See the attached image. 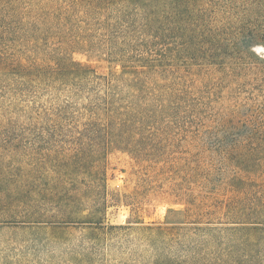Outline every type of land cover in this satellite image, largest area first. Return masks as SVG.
I'll return each mask as SVG.
<instances>
[{"label":"trees","instance_id":"obj_1","mask_svg":"<svg viewBox=\"0 0 264 264\" xmlns=\"http://www.w3.org/2000/svg\"><path fill=\"white\" fill-rule=\"evenodd\" d=\"M261 38L264 0H0V228L82 230L81 264L113 249L118 264H264V114L238 127L256 143L213 201L222 219L108 225L99 168L111 145L147 151L144 124L200 115L219 90L264 97ZM30 136L84 138L92 153L47 160L43 140L33 166Z\"/></svg>","mask_w":264,"mask_h":264},{"label":"rangeland","instance_id":"obj_2","mask_svg":"<svg viewBox=\"0 0 264 264\" xmlns=\"http://www.w3.org/2000/svg\"><path fill=\"white\" fill-rule=\"evenodd\" d=\"M252 52L264 58V45H254ZM72 59L90 66L99 75L121 71L118 64L109 63L103 56L73 53ZM206 101L202 113L191 119L144 124L152 131L143 136L135 135V141L151 146L147 151L109 145L102 152L99 168L105 175V222L108 225L177 222L184 217L172 212L186 210L191 220L223 218L213 201L223 198L235 168L234 157L256 143L246 137L243 128L240 133L238 127L247 120L254 124L257 116L262 120L264 97H258L257 92L246 87L236 93L219 90ZM28 140L33 166H37L40 159L37 154L43 140L46 147L42 152L47 160L79 159L83 150L92 153L88 147L82 148L89 144L84 138L30 136ZM81 178L79 176L77 183L90 182V177H85L86 181ZM84 233L73 227L64 231L30 232L1 227L0 264H81L75 261L83 252L79 241ZM120 256L119 250L113 249L109 259L101 261L100 255L95 256L91 264H118Z\"/></svg>","mask_w":264,"mask_h":264}]
</instances>
